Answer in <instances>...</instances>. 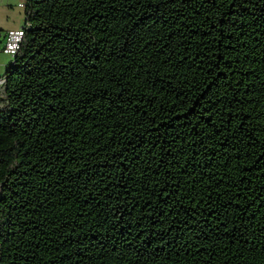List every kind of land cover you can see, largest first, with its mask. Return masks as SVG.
Masks as SVG:
<instances>
[{"label":"trees","instance_id":"1","mask_svg":"<svg viewBox=\"0 0 264 264\" xmlns=\"http://www.w3.org/2000/svg\"><path fill=\"white\" fill-rule=\"evenodd\" d=\"M24 8L0 264H264V0Z\"/></svg>","mask_w":264,"mask_h":264},{"label":"rangeland","instance_id":"2","mask_svg":"<svg viewBox=\"0 0 264 264\" xmlns=\"http://www.w3.org/2000/svg\"><path fill=\"white\" fill-rule=\"evenodd\" d=\"M26 0H0V34L11 27L18 26L23 23L25 18L24 5ZM1 36V35H0ZM3 42L0 43V47ZM11 57L4 54L0 50V75H5L7 72V64Z\"/></svg>","mask_w":264,"mask_h":264},{"label":"built area","instance_id":"3","mask_svg":"<svg viewBox=\"0 0 264 264\" xmlns=\"http://www.w3.org/2000/svg\"><path fill=\"white\" fill-rule=\"evenodd\" d=\"M24 34L25 32L23 26L20 28L8 29L3 34H0V43L3 42V45L0 47V50L4 54L9 55L11 57V60L15 57L18 50L20 49ZM5 82V75H0V91L3 88Z\"/></svg>","mask_w":264,"mask_h":264},{"label":"crops","instance_id":"4","mask_svg":"<svg viewBox=\"0 0 264 264\" xmlns=\"http://www.w3.org/2000/svg\"><path fill=\"white\" fill-rule=\"evenodd\" d=\"M24 22H25V18H24V20H23V23H21V24L18 25V26L11 27L10 29H13V28H20V27H22V26L24 25Z\"/></svg>","mask_w":264,"mask_h":264}]
</instances>
